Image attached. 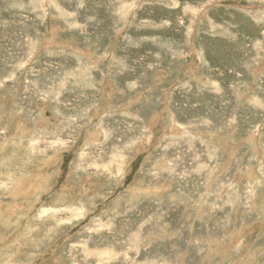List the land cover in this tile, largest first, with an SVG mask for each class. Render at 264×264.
<instances>
[{
    "label": "rangeland",
    "instance_id": "rangeland-1",
    "mask_svg": "<svg viewBox=\"0 0 264 264\" xmlns=\"http://www.w3.org/2000/svg\"><path fill=\"white\" fill-rule=\"evenodd\" d=\"M0 264H264V0H0Z\"/></svg>",
    "mask_w": 264,
    "mask_h": 264
}]
</instances>
